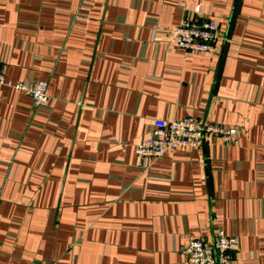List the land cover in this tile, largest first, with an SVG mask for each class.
I'll use <instances>...</instances> for the list:
<instances>
[{"label":"crops","instance_id":"obj_1","mask_svg":"<svg viewBox=\"0 0 264 264\" xmlns=\"http://www.w3.org/2000/svg\"><path fill=\"white\" fill-rule=\"evenodd\" d=\"M220 24L216 53L187 52L184 16ZM0 264H189L181 247L239 236L232 264H264V0H0ZM192 115L226 143L136 146Z\"/></svg>","mask_w":264,"mask_h":264},{"label":"built area","instance_id":"obj_2","mask_svg":"<svg viewBox=\"0 0 264 264\" xmlns=\"http://www.w3.org/2000/svg\"><path fill=\"white\" fill-rule=\"evenodd\" d=\"M178 47L187 52L216 53L220 49V24L211 15L201 18L184 16L174 29ZM13 86L31 95L35 105L47 101L48 82L20 80L13 82L7 78L0 62V85ZM237 129L233 125H223L192 115L166 119L153 127L151 133L136 146V155L143 164H149L168 151L185 146L201 145L205 136H220L226 143L233 141ZM239 236L228 234L223 228L217 229L213 239L191 237L181 247L189 264H232L234 252L239 248Z\"/></svg>","mask_w":264,"mask_h":264}]
</instances>
